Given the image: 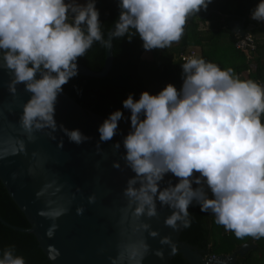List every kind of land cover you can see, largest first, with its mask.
<instances>
[{
    "label": "clouds",
    "instance_id": "9594fccd",
    "mask_svg": "<svg viewBox=\"0 0 264 264\" xmlns=\"http://www.w3.org/2000/svg\"><path fill=\"white\" fill-rule=\"evenodd\" d=\"M211 2L119 0L120 15L109 40L101 31L96 0H0V68L11 77V94H17L20 84L31 94L19 118L28 139L34 141L36 132L48 130L52 136L59 130L76 145L90 141L79 129L69 130L55 119L63 86L79 75V58L95 42L110 49L113 39L127 36L131 41L137 34L146 51L167 49L182 39L188 18L207 10ZM251 19L264 22V0L251 10ZM181 67L179 90L169 83L156 95L144 91L139 100L129 94L123 108L130 117L116 110L98 127L99 154L101 144L117 135L120 121L130 120L121 159L135 175L123 192L125 218L130 214L139 221L136 232L157 238L159 233L143 220L158 218V202L172 210L165 224L173 230L191 227L189 207L195 203L237 239L264 238V85L242 80L232 68L221 69L204 58L187 57ZM112 147L119 152L121 142ZM113 167L121 169V164L114 162ZM168 174L178 183L166 180ZM95 202V195L89 197V203ZM76 211L83 215L85 209ZM66 212L56 208L39 214L55 220ZM57 228L53 223L47 234L51 237ZM160 243L175 254L171 237ZM150 252L142 238L120 245L118 255L109 259L111 264H143ZM154 254L164 258L163 250ZM0 264L26 261L12 245L0 254Z\"/></svg>",
    "mask_w": 264,
    "mask_h": 264
},
{
    "label": "water",
    "instance_id": "95a60500",
    "mask_svg": "<svg viewBox=\"0 0 264 264\" xmlns=\"http://www.w3.org/2000/svg\"><path fill=\"white\" fill-rule=\"evenodd\" d=\"M119 15L105 39L111 40L108 34L114 30ZM197 16L206 17H201L200 13ZM228 27L231 34L239 37H244L253 29V25L245 27L244 19L238 18H230ZM112 62L113 45L110 49L105 48L104 65L99 72L78 63L79 75L104 78ZM0 63H3L2 59ZM10 79L7 70L0 68V182L30 227L22 229L8 225L2 219L0 222L15 231L33 235L51 264H111L109 257L118 255L120 245L142 238L151 248L143 264H168L176 254L189 264H235L238 256L242 257L256 248L243 244L230 255L204 256L203 251H197L179 240L183 227L173 230L166 226L165 220L172 210L162 207L159 202L158 218L145 217L143 220L151 225L152 231L159 233V237L152 238L147 232H136L135 226L139 221L130 214L125 218L122 211L127 205V198L123 195L127 180L135 175L121 159L125 154L122 138L130 130V121H120L117 135L112 141L102 143L103 151L98 154V127L106 118L83 110L62 93L56 105L57 124H63L69 130L79 129L91 140L76 145L69 142L62 131L49 136L46 134L48 130H45L36 132L35 140L30 141L20 126L19 118L31 94L25 91L24 84L17 86L16 95L11 94L8 90ZM116 142H121L119 152L112 147ZM117 161L121 169L113 167ZM165 179L178 183V179L171 174ZM165 186L161 185L162 188ZM93 195L96 196L95 204L89 203V197ZM79 207L85 209L83 215L77 214ZM56 208H65L67 212L55 220L39 214L42 210ZM53 223L58 228L50 237L47 233ZM164 237H171L176 245L175 254H171L169 246L161 245L160 240ZM157 250H163V259L154 254Z\"/></svg>",
    "mask_w": 264,
    "mask_h": 264
},
{
    "label": "trees",
    "instance_id": "16d2710c",
    "mask_svg": "<svg viewBox=\"0 0 264 264\" xmlns=\"http://www.w3.org/2000/svg\"><path fill=\"white\" fill-rule=\"evenodd\" d=\"M260 2L261 0H212L207 10L201 9L199 12L201 17L208 14L206 17L200 18L196 14L188 18L182 39L179 43H173L171 47L162 50V61L142 59L146 50L138 34L133 35L131 41L127 36L113 39V62L106 77L95 79L78 75L63 86V93L87 112L108 118L111 113L120 110L124 112L125 117H130V112L123 108V101L129 94L139 100L144 91L156 95L169 83L177 90L182 87L181 65L185 61H181L179 56L190 51L192 47L200 49L199 58L216 63L221 69L230 67L236 76L249 70L251 64H255L256 70L250 73L247 79L264 83V55L261 51L264 47L257 39L261 29L257 22L249 18L251 10ZM118 3L119 0H96L104 38L120 14ZM225 16L244 19L245 27L253 25L248 34L255 38V51L239 52L233 48L235 37L228 27L230 18ZM104 60L105 47L100 42H95L85 56L79 58L78 63L91 71L99 72ZM189 213L191 227L182 229L179 240L197 251H203L204 256H226L243 244H255L257 249L249 251L242 257L238 256L235 264H251L249 261L254 253L264 257V238L237 239L234 233L216 224L213 215L201 212L200 206L195 203L189 207ZM0 219L14 227L22 229L30 227L1 182ZM12 245L15 246V254L22 256L26 264H51L39 249L33 235L15 231L0 222V254ZM168 264L189 263L180 254H176Z\"/></svg>",
    "mask_w": 264,
    "mask_h": 264
},
{
    "label": "built area",
    "instance_id": "2783aa9c",
    "mask_svg": "<svg viewBox=\"0 0 264 264\" xmlns=\"http://www.w3.org/2000/svg\"><path fill=\"white\" fill-rule=\"evenodd\" d=\"M233 48L239 52H253L256 49L255 38L251 34H246L244 37L234 36ZM187 57H196V52L190 50L179 56L181 61H185ZM242 80H247V78H242ZM258 84L264 85V83L253 80Z\"/></svg>",
    "mask_w": 264,
    "mask_h": 264
},
{
    "label": "crops",
    "instance_id": "0c3cea01",
    "mask_svg": "<svg viewBox=\"0 0 264 264\" xmlns=\"http://www.w3.org/2000/svg\"><path fill=\"white\" fill-rule=\"evenodd\" d=\"M249 18L251 19V15L249 16ZM255 22H257V21H255ZM257 23L259 24V28L261 29L259 35L257 36V39L259 40V44L264 47V22H257ZM190 50H193V51L196 52V58H199L200 57V55H199L200 54V49L198 47H192V48H190ZM261 51H262V53L264 55V48H261ZM255 70H256V65L255 64H251L249 70L244 71L238 77L240 79L247 78L248 75L250 73H253ZM250 245H254L256 247L255 249H252V251H254V250L257 249V246L255 244H250ZM249 251H251V250H249ZM249 263H251V264H264V257L260 256L257 253H254L252 255Z\"/></svg>",
    "mask_w": 264,
    "mask_h": 264
},
{
    "label": "rangeland",
    "instance_id": "374dc122",
    "mask_svg": "<svg viewBox=\"0 0 264 264\" xmlns=\"http://www.w3.org/2000/svg\"><path fill=\"white\" fill-rule=\"evenodd\" d=\"M77 2L83 4V3H86V0H77ZM229 49L230 48L228 47V50ZM162 50L163 49H153L151 51H146L142 55V59L147 60V61L155 60L156 62L162 61V59H163V51Z\"/></svg>",
    "mask_w": 264,
    "mask_h": 264
}]
</instances>
